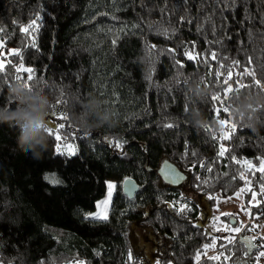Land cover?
<instances>
[{"label": "trees", "instance_id": "obj_1", "mask_svg": "<svg viewBox=\"0 0 264 264\" xmlns=\"http://www.w3.org/2000/svg\"><path fill=\"white\" fill-rule=\"evenodd\" d=\"M33 22L31 35L22 31ZM0 62V107L9 102L13 65L22 63L33 70L29 86L52 101L46 124L62 125L67 137L47 134L34 159L17 147L18 130L0 124V264H256L258 249L250 259L239 239L255 231L246 227L234 245L211 247L215 238L198 222L201 198H229L245 187V197L261 198L264 104L253 126L236 120L232 104L244 94L264 96L253 86L264 85V0H0ZM89 97L114 114V127L85 131L74 123V114L87 115ZM53 110L67 119L51 117ZM196 110L203 125L193 121ZM58 143L75 154L58 153ZM165 162L184 174L182 185L164 182ZM127 179L139 185L134 199L123 193ZM110 181L117 188L109 218L85 219ZM253 214L264 218V199Z\"/></svg>", "mask_w": 264, "mask_h": 264}, {"label": "clouds", "instance_id": "obj_2", "mask_svg": "<svg viewBox=\"0 0 264 264\" xmlns=\"http://www.w3.org/2000/svg\"><path fill=\"white\" fill-rule=\"evenodd\" d=\"M195 90L200 93L207 92L201 87ZM7 96L9 102L0 107V124L15 127L18 130L17 147L25 154L31 152L34 159H39L47 142L46 117L52 101L42 88L33 85L29 90L21 81H14L10 84ZM12 103L16 104L15 109L10 107ZM102 103L96 97H89L82 105L87 115L74 114V123L85 131H90L94 126L114 127L116 125L114 114L108 109H102ZM260 104H264V96L253 93L237 96L232 104V114L238 122L253 126L256 106ZM193 121L197 125L204 123L198 110L193 113ZM253 130H255L254 127Z\"/></svg>", "mask_w": 264, "mask_h": 264}, {"label": "snow or ice", "instance_id": "obj_3", "mask_svg": "<svg viewBox=\"0 0 264 264\" xmlns=\"http://www.w3.org/2000/svg\"><path fill=\"white\" fill-rule=\"evenodd\" d=\"M39 17H36V19H38ZM31 28L33 31H35V25H34V22L32 24H29L27 27H24L22 28V31L25 32V33H28V35H31V33L28 31V29ZM32 47H35V43L33 41L32 43ZM14 55H17L19 56L20 53L19 52H13ZM185 55H188V53H186ZM188 58L189 59H192L193 57L191 55H188ZM21 61H22V57H21ZM14 69H15V72H14V79L15 81H21L25 84L26 87L29 88V90H31V87L29 86V83L28 81H32L33 78H34V74H33V70L31 68H26L23 66V64L21 63L19 66H15L13 65ZM4 68H5V65L3 62H0V73H3L4 72ZM225 71H228L230 72L231 70L230 69H226ZM28 73L27 75V78L25 80V78L20 75V73ZM219 75V74H217ZM244 75L245 76H252L253 75V72L251 71H248V70H245L244 71ZM229 77H225L224 80H225V83L227 82ZM4 79V76L3 75H0V80H3ZM185 84L188 83V81H185L184 82ZM255 87H259L261 89H264V85L261 84V82L259 80H255V83L254 85ZM243 87H246V85L244 84H239L237 86V88L233 89L231 87V85H228V87L225 89V93L226 94H229V93H233V92H239V90ZM211 99L213 101H216L217 103H220L221 102V97L220 96H212ZM58 103H66L65 101H58ZM216 111H225L227 112L228 111V108L227 107H224L222 109H216ZM50 116L51 117H55L56 119H60V120H63V119H67V116L66 114L64 113H57L56 111H52L50 113ZM52 123V121L50 120L48 124H46V131H47V134L49 136H54L55 140L56 141H61L62 139H67V137H62L60 135V130L61 128L63 127L62 125H59V126H56L55 128H53L52 126H50ZM222 124H224L225 122L224 121H221ZM166 127H172L171 124H168L166 125ZM233 128L235 127L234 125L232 126ZM227 135L225 134L222 139H227ZM109 144H112L114 147H116L117 149H120L123 147V145L116 141V142H112V141H109ZM56 150L58 153L60 154H64V153H67L68 155H74L75 154V150L73 148V146L71 144H66L64 146V148L62 149L61 148V145L58 143L57 146H56ZM225 149L223 147H221L220 149V152H219V155L220 156H223L224 153H225ZM244 164L247 166V168L249 170L252 169V165L250 164V162H247L245 161ZM210 170V169H209ZM258 171H260L262 173V175L260 176V181H261V184H260V187H259V193L261 195V198L264 199V160L261 161V166L259 169H257ZM239 178L241 180H244L246 185H250L251 184V181L248 180L246 178V176L244 175L243 172L240 173V176ZM46 179H48L50 182L52 183H59V181H56L54 177H46ZM125 183H128V184H131V180L128 179L125 181ZM115 186L111 183L108 184V199L111 198L112 196V189L114 188ZM244 191H251L250 188H242L241 189V192H244ZM237 195H239V193H237ZM256 195H257V192L256 191H252V196H251V199L252 200H256ZM212 198V197H210ZM108 199H106L105 201H102L98 207H105L107 204H108ZM214 199V198H212ZM186 210H189L187 209L186 207L182 208L181 211H186ZM104 219V220H107V216L104 215L101 217V214L100 213H95V214H86L85 216V219H91V220H95V219ZM235 222L234 218L229 220L228 223L224 226L223 230L224 231H228L229 233H240L242 231V228L241 227H231V225ZM250 231H255V228H251L249 229ZM257 237H249V236H243V237H240V243L242 244V246L246 249L245 251V256H248L250 259L253 258V252L252 250L253 249H258L257 253L254 255V259L256 261V264H259V260L260 258L264 257V243H261L259 246H257L255 243H254V240L256 239ZM226 241H227V245H234L237 241V237L235 235H229L227 237L224 238ZM259 239L261 241H264V237H259ZM227 245H222V247H227ZM205 248H208L210 247L209 245H205L204 246ZM211 247H215V245H211ZM199 256V253L197 254ZM212 259H216V257H213ZM227 259V257H226ZM128 260L129 261H132V255H131V252H129L128 254ZM41 264H44V262L42 261ZM76 264H84L83 261H77Z\"/></svg>", "mask_w": 264, "mask_h": 264}, {"label": "rangeland", "instance_id": "obj_4", "mask_svg": "<svg viewBox=\"0 0 264 264\" xmlns=\"http://www.w3.org/2000/svg\"><path fill=\"white\" fill-rule=\"evenodd\" d=\"M63 143L60 145L62 146ZM109 183L113 184L115 187L112 189V196L108 199V187L105 197L97 203V210L95 213H100L101 217L106 215L107 219L110 216L112 199L115 194L117 185L115 182L110 181ZM108 183V184H109ZM214 199H212V198ZM108 199V204L101 208L98 205ZM262 204V199L259 197V194L256 195V200L245 197L244 192H240L239 195H235L229 198H223L219 195L207 196L199 199V205L201 207V216L198 222V225L202 226L208 234H211L215 238V247H220L226 241L224 238L229 236L231 233L224 231V226L228 223V220L225 217L235 214L237 216V221L234 218L236 224L234 227H241L242 231L249 227L255 228V232L249 237H257L254 240V243L259 246L264 241H261L259 237H264V221L261 223L259 219L262 217L261 214H253L255 208H258ZM92 213V214H95ZM233 218H230V220ZM95 220H104V219H95ZM241 231V232H242ZM240 233H234L236 237H240ZM221 239V241H218ZM223 242V243H222ZM226 244V243H224ZM256 250V249H253ZM252 250V251H253ZM209 254V256H214L216 251ZM221 254V253H220ZM220 256V255H219ZM262 262L259 264H264V257H262Z\"/></svg>", "mask_w": 264, "mask_h": 264}, {"label": "water", "instance_id": "obj_5", "mask_svg": "<svg viewBox=\"0 0 264 264\" xmlns=\"http://www.w3.org/2000/svg\"><path fill=\"white\" fill-rule=\"evenodd\" d=\"M160 175L164 182L172 186H180L184 183L185 177L184 174L170 162H165L160 168ZM128 180V179H127ZM131 184L123 183V193L129 199H134L136 194L139 191V185L133 180ZM236 222L232 225L234 226Z\"/></svg>", "mask_w": 264, "mask_h": 264}, {"label": "built area", "instance_id": "obj_6", "mask_svg": "<svg viewBox=\"0 0 264 264\" xmlns=\"http://www.w3.org/2000/svg\"><path fill=\"white\" fill-rule=\"evenodd\" d=\"M259 221H261V223L264 221V218H260Z\"/></svg>", "mask_w": 264, "mask_h": 264}]
</instances>
